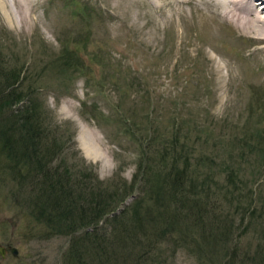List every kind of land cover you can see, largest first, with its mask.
<instances>
[{"label":"rangeland","instance_id":"1","mask_svg":"<svg viewBox=\"0 0 264 264\" xmlns=\"http://www.w3.org/2000/svg\"><path fill=\"white\" fill-rule=\"evenodd\" d=\"M5 1L12 14L0 7V70L21 73L23 91L35 93L46 122L74 133L53 165H89L109 200L139 174L102 221L107 235L124 224L135 225L142 240L156 235L145 264H264V63L253 49L224 36L206 46L205 27L193 26L196 12L187 4L179 25L183 16L168 22L157 13L152 21L118 0H24L22 19L13 14L18 0ZM207 53L216 65L232 63V72L221 71L227 90L216 89L220 78ZM174 154L179 169L190 159L195 198L203 202L210 190L217 201L200 205L201 218L161 192L171 186ZM141 163L153 167L145 191ZM2 181L0 246L7 253L0 264H69L70 239L45 237L28 209L9 198L12 183Z\"/></svg>","mask_w":264,"mask_h":264},{"label":"trees","instance_id":"2","mask_svg":"<svg viewBox=\"0 0 264 264\" xmlns=\"http://www.w3.org/2000/svg\"><path fill=\"white\" fill-rule=\"evenodd\" d=\"M21 75L13 73L8 76L0 70V179L12 183L9 198L18 208L28 209L27 219H31L36 226L41 225L45 237L61 235L70 239L67 248L69 264L148 262L153 246L160 241L156 235L146 236L143 240L148 241L146 244L148 248L141 255H136L138 245L142 244L143 240L135 225L130 228L124 224L120 226L121 230L118 229L121 233L117 232L113 236L112 233L107 235V228L102 224L104 223L102 221L106 222L105 218L126 200L129 189L136 188L139 174L130 186L125 184L122 187L120 194H118L120 190L110 191L109 200L102 193L101 183L97 176L92 175L89 165L83 164L80 167L76 164L77 168L64 164L54 166L53 159L57 155H62L64 140L71 141L74 133L67 132L65 124L56 123L53 127L46 122V112L38 103L35 93L23 91ZM130 126L128 124V128H131ZM150 146L151 140L145 148ZM62 158L63 156L61 157L63 162ZM170 159L171 166L166 176L171 178L172 182L171 186L165 183L161 187V192H166L164 198L173 204L180 203L181 210L198 209V215L193 217L201 218V209L205 208L200 205L214 206L217 201L212 200L210 190H207L203 202L195 198L198 190L196 183L193 184L190 180L188 169L190 159L185 158L184 166L180 169L177 165L178 156L174 154ZM143 168L146 169L147 175L144 174L145 170L140 175L141 180H144L141 189L145 191L153 186L151 183L153 167L147 168L141 163L139 171L141 172ZM195 170L197 175V169ZM173 172L175 174L171 177ZM186 215L190 217L191 212ZM123 239L128 249V257L123 256L126 248L119 244ZM235 255L234 251L226 262H233Z\"/></svg>","mask_w":264,"mask_h":264},{"label":"bare ground","instance_id":"3","mask_svg":"<svg viewBox=\"0 0 264 264\" xmlns=\"http://www.w3.org/2000/svg\"><path fill=\"white\" fill-rule=\"evenodd\" d=\"M18 2L19 7L13 14L22 19L28 13L26 10L27 2L24 0H18ZM118 2L120 5L128 7L130 11H137L144 19L150 17L152 21L155 20L157 13L162 14L165 21L168 22H175L174 18L183 16V18L178 19L179 25L183 24V20L184 22L186 20L184 16L185 4L191 5L196 12L192 24L196 27H205L206 46L212 45V39L220 38V36L229 37L235 41H240L243 48H252L254 57L259 61L263 60L264 63V0H118ZM260 2L261 7H258L257 3ZM0 7L5 9L6 13L12 14L5 0H0ZM130 15L128 14V16ZM242 50L246 51L245 49ZM208 53V63L212 65L213 72L220 78V81L218 79L219 83H216V89L227 90L229 85L223 81L221 71L225 67L232 72L230 66L232 63L225 62L223 66L216 65L214 58H210ZM242 68L244 71L249 70V67L245 65Z\"/></svg>","mask_w":264,"mask_h":264},{"label":"water","instance_id":"4","mask_svg":"<svg viewBox=\"0 0 264 264\" xmlns=\"http://www.w3.org/2000/svg\"><path fill=\"white\" fill-rule=\"evenodd\" d=\"M11 252L13 253V255H17V254H18L16 248H11ZM6 253H7V252H6V248L3 247V246H0V256H1L2 258H5Z\"/></svg>","mask_w":264,"mask_h":264}]
</instances>
